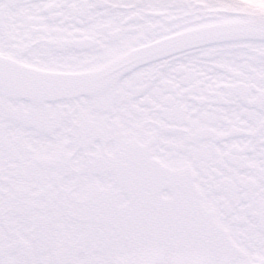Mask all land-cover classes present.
I'll list each match as a JSON object with an SVG mask.
<instances>
[{"label":"snow or ice","instance_id":"6c2138e0","mask_svg":"<svg viewBox=\"0 0 264 264\" xmlns=\"http://www.w3.org/2000/svg\"><path fill=\"white\" fill-rule=\"evenodd\" d=\"M0 264H264V0H0Z\"/></svg>","mask_w":264,"mask_h":264}]
</instances>
